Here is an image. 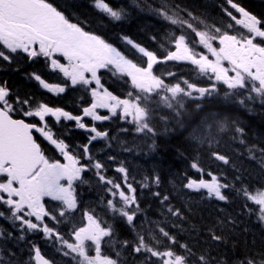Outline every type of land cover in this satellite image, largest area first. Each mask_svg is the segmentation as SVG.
I'll return each instance as SVG.
<instances>
[{"label":"snow or ice","instance_id":"6c2138e0","mask_svg":"<svg viewBox=\"0 0 264 264\" xmlns=\"http://www.w3.org/2000/svg\"><path fill=\"white\" fill-rule=\"evenodd\" d=\"M227 3L240 18L237 19L228 9H225L226 14L245 31L231 34L227 30L232 28L231 24L225 29L208 28L207 25L201 29L198 25L204 22L194 23L197 18L190 12L187 13L189 18L184 19L177 12L169 14L167 5L161 4L155 11L180 31L179 35L175 32L172 34L170 42L174 50H168L166 55L158 56L156 52L134 44L131 39L125 37L127 44L146 58L137 63L105 39L85 31L78 23L71 22L48 0H0V59L10 61L13 54L17 53H24L30 59L47 58L52 69L63 74L65 86L47 83L39 75H35L34 78L43 88L60 94L66 91V87L79 85L90 88L92 97L91 105L83 108V116H75L60 107H50L44 103L30 107L23 115L38 118L40 123L35 124L13 118L16 107L10 102V92L7 87L0 86V219L10 220L13 226L19 222L22 232L39 231L46 238L54 239L60 244L59 250L63 251V255L71 256L77 264H120V252H116V258H113L102 251V245L111 242L114 229L98 217L95 210L83 212L84 222L82 226L73 225L70 239H66L57 231L55 225L70 220V214L77 210L74 183L83 182L81 174L87 171L89 166L97 170L96 174L101 182L111 185L107 191L113 199L107 200V210L125 218L129 225H133L140 207L136 189L128 183L126 169H117L123 174L122 187L120 183L101 174L104 167L102 163H91L88 145L83 146L81 157L79 153L71 152L63 139L54 137L46 118L52 117L57 122L61 119L75 121L79 128L92 133L90 144L98 139L108 138L109 134L95 126H87L83 122L84 117H90L93 121H106L119 113L120 118L135 126L137 133L155 135V130L150 124L152 104H162L172 110L179 119L186 100L213 95L218 91L217 84L227 87L229 92L226 95L247 93V100L259 98L264 104V20L251 14L234 0H227ZM95 7L114 20H121L126 14L124 8H113L106 0H95ZM184 29L190 30L198 39L189 36ZM197 45L202 46L207 54L197 51ZM57 57L63 58L67 63H61ZM170 61L191 64L199 76L207 77L212 83L209 87H201L182 77L175 83H167L161 75L154 74V66ZM101 70L130 78L132 91L124 98L114 95L103 87L99 74ZM167 75L176 77L173 72ZM239 102L243 104L245 100ZM19 103L28 104V101L21 102L17 98L15 104ZM98 109H107L110 115H101ZM223 128L224 125L221 124V130ZM34 131L54 146L63 157V163L45 154L41 144L33 136ZM236 131L243 134L242 128L237 127ZM254 147L249 149L250 154ZM261 152L264 156V150ZM213 155L225 164L229 162L224 155ZM82 158H86L89 163H81ZM191 167L197 172H203L195 161ZM207 175L209 180L189 178L185 187L197 192L204 189L208 197L225 201L227 196L222 189L232 186L221 183L218 177L211 173ZM156 182L159 183V178ZM239 191L257 206L258 219L264 222V190L249 191L244 188ZM45 198L58 202L57 207L47 208ZM168 199V196H163L161 204ZM167 211L174 216L181 215L178 209L170 206ZM50 222L54 223L50 226ZM157 227L159 236L152 230H149L147 235L137 233L133 251L147 254L144 264H209L207 256H197L187 244H178L175 236L163 227ZM5 236L11 237L12 233L0 230V237ZM161 236L167 239L169 245L178 244L184 251L178 253L171 246L161 247ZM18 239H24V236ZM213 239L220 240L221 237L213 236ZM127 243L124 242L125 245ZM33 251L35 264H53L41 254L39 248L34 246ZM89 251H94V255H89ZM0 264H4L2 258ZM240 264L258 262L255 258H250ZM259 264H264V258H261Z\"/></svg>","mask_w":264,"mask_h":264},{"label":"trees","instance_id":"16d2710c","mask_svg":"<svg viewBox=\"0 0 264 264\" xmlns=\"http://www.w3.org/2000/svg\"><path fill=\"white\" fill-rule=\"evenodd\" d=\"M143 1L145 5L134 0H106L113 8L125 9L126 14L121 20H114L95 7V0H52V3L71 22L100 36L128 56H134L137 52L127 44L125 37L134 44L156 52L158 56L166 55L172 49L170 41L174 31L167 20L160 21L161 16L155 11L161 4L167 5L169 14L177 12L182 18L188 19L187 13L190 12L198 19L216 24L213 17L217 7L211 3L200 0ZM250 3H246L247 8L253 11L255 7ZM138 57H133V60L141 62L139 54ZM23 65L28 68L16 72V66L7 69L12 73L7 81L13 92L12 97L31 96L49 102L48 94L30 77L35 72L28 70L31 67L26 61L21 63V67ZM159 68L163 69L162 76L169 72L176 73V77L166 75L167 83H175L181 77L201 87H209L212 83L207 77L199 76L190 64L170 61L161 64ZM40 72L36 74L48 80L49 75L45 69H40ZM102 80L105 88L121 98L130 89L126 78L118 73L112 76L103 74ZM217 88L218 91L211 96L186 100L179 119L162 104H152L150 124L155 135L137 133L132 123L117 117L104 125H95L109 135L106 139H98L89 144L90 137L76 130L72 123L51 121L56 130L54 137L63 139L70 151L79 153L81 157L83 146L88 145L91 163H102L104 167L101 174L120 183L122 187L123 174L117 169H126L128 183L136 189L140 207L133 225L116 222L117 230L127 232L123 241L132 246L126 252L133 253L137 233L147 235L152 230L159 236V226L175 236L178 244H187L197 256H207L209 264H240L250 258H255L259 264L261 258H264V222L258 219L257 206L239 191L244 188L249 191L264 190V156L261 152L264 150V104L259 98L247 100V93L226 95L229 90L222 84H217ZM90 98L89 88L69 87L65 94L53 100V104L78 114L79 105H88ZM240 100H245V103L241 104ZM221 124L224 125L223 130ZM237 127L243 129V134L236 131ZM253 147L254 151L250 154L249 149ZM213 153L224 155L229 162L225 164L216 159ZM194 161L203 172H197L191 167ZM81 163L89 161L82 158ZM96 173L97 170L89 166L84 184L76 187V191L84 192L77 199L80 205L85 203L86 210L98 207L96 203L101 200L93 192H101L106 188ZM208 173L218 177L221 183L232 186L222 189L227 196L225 201L208 197L204 189L197 192L185 187L189 178L209 180ZM157 178L159 183L156 182ZM163 196L169 199L161 204ZM169 206L178 209L181 215L169 213ZM73 225L79 226L73 222L68 224V232L72 231ZM0 230L12 233L11 237H0V256L4 262L33 264V247L44 252L47 240L42 232H22L19 222L13 226L6 219H0ZM22 235L24 239H18ZM213 236L221 239L215 240ZM160 238L163 240L161 247L171 246L178 253L184 251L178 244L169 245L166 238ZM131 259L140 258L133 256Z\"/></svg>","mask_w":264,"mask_h":264},{"label":"flooded vegetation","instance_id":"af4514ba","mask_svg":"<svg viewBox=\"0 0 264 264\" xmlns=\"http://www.w3.org/2000/svg\"><path fill=\"white\" fill-rule=\"evenodd\" d=\"M248 1H250L251 2L250 4L255 7V9L253 11H251L249 8H247L248 5H246V3ZM234 2L238 3L241 7H244L247 11L251 12L253 15H256L261 20H264V10H263L264 0H234ZM214 5L222 6L221 9L222 8L229 9L235 13L234 15L237 17V19L240 18L239 14L236 13L234 9H231L230 5H228L227 0H226V2H223L222 0H216L214 2ZM234 24L235 25L233 28L227 29L231 34L239 33L237 31V29H238V27H242L241 25L236 24L235 21H234ZM216 25L219 26V23L216 22ZM197 48H196V50L198 51ZM200 51H203L202 47H200ZM20 60L27 61V63L41 62V64H42L47 60V58L37 57V58H31L30 59L24 53H17V54H13V57L10 61H4V60L0 59V86H5V87L9 86V83L7 81L9 80V75L12 73H10V71L7 69L9 66L10 67L16 66L18 68L17 70H20L21 69V67H20L21 61ZM17 70H15V72ZM62 163H63V161H62ZM100 218L103 219L104 221H106L107 224L111 225L112 228L114 229L113 236L111 237V242L105 243L104 245H102V249L108 248L109 250H112L114 247L113 238L115 239V241H117L118 238L125 239L127 232L125 230H121L122 231V233H121L119 230H117V228H116V222L117 221L115 220L114 217L111 216V214L108 215V217L107 216H100ZM113 221L115 223H113ZM119 221H122L124 224H127L124 219H120ZM107 239L108 238H106V240ZM119 261H120V264H139V261H140V264H144L145 259H119Z\"/></svg>","mask_w":264,"mask_h":264},{"label":"rangeland","instance_id":"374dc122","mask_svg":"<svg viewBox=\"0 0 264 264\" xmlns=\"http://www.w3.org/2000/svg\"><path fill=\"white\" fill-rule=\"evenodd\" d=\"M134 1H138V2H140V3H142V4H144L145 5V2L143 1V0H134ZM200 26V25H199ZM200 28L201 29H203L204 27L203 26H200ZM237 31L238 32H243V31H245L242 27H238V29H237ZM191 37H193V38H195L194 37V33L192 34V36ZM195 39H198V38H195ZM214 46H218V45H215L214 44ZM198 47V48H197ZM197 49H198V51H200V47H202V46H199V45H197ZM203 52L205 53V54H207L206 53V50H204L203 49ZM211 58V57H210ZM61 63H67L65 60H63V61H61ZM61 75L63 76V74L61 73ZM122 77H124V76H122ZM129 81H130V78H129ZM95 85H93V87H94ZM225 86V85H224ZM226 87V86H225ZM98 111V110H97ZM101 111H103L104 113H106V114H108V115H110V113H108V110L107 109H101ZM82 180H83V174H82ZM118 199V198H117ZM4 264H7V263H4Z\"/></svg>","mask_w":264,"mask_h":264}]
</instances>
